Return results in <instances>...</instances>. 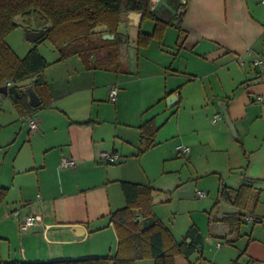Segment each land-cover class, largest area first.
I'll return each instance as SVG.
<instances>
[{"label": "crops", "instance_id": "obj_1", "mask_svg": "<svg viewBox=\"0 0 264 264\" xmlns=\"http://www.w3.org/2000/svg\"><path fill=\"white\" fill-rule=\"evenodd\" d=\"M153 9L179 28L169 26L161 41L138 48L139 31L151 34L154 22L142 21L138 12L123 14L118 31L127 42L120 70H88L77 56L49 63L52 102L34 113L38 130L27 126L30 137L17 152L11 181L0 183L7 189L0 238L8 243L0 264L113 257L118 234L109 216L126 205L121 182L154 189L151 217L176 242L192 226L198 229L201 244L175 264H264V3L159 0ZM112 86L118 95L114 106H106ZM171 95L176 98L168 103ZM0 117L2 128L21 117L12 98L0 97ZM150 119L158 128L155 144L138 155L139 126ZM104 151L115 154L116 163L104 164ZM63 160L75 165L62 167ZM244 184L260 192L248 213L258 221L243 224L233 244L217 247L221 241L210 233L208 213L221 185ZM14 210L40 221L22 232ZM180 212L188 221L179 226ZM226 212L230 208L216 215Z\"/></svg>", "mask_w": 264, "mask_h": 264}, {"label": "trees", "instance_id": "obj_2", "mask_svg": "<svg viewBox=\"0 0 264 264\" xmlns=\"http://www.w3.org/2000/svg\"><path fill=\"white\" fill-rule=\"evenodd\" d=\"M183 1L187 3V0ZM130 12L141 13L142 21L154 22L151 34L139 31L138 48L148 47L154 40L161 41L169 26L178 25L160 18L151 7V0H0V86L10 83V86L20 88V83L29 81L34 85L41 105L33 108L23 94L18 97L0 94V97L12 98L21 117L33 116L52 102L45 75L49 67L46 59L36 48L19 57L6 41L7 36L18 27L16 18L20 17L28 26L34 25L32 30L47 29L46 35L36 43L50 39L60 52L58 61L77 56L88 70L117 71L121 68V47L127 42L118 28L122 15ZM98 25H106L108 34L114 38L104 39L103 33L92 34L91 31ZM139 130L138 155H142L154 146L158 128L155 120L150 119L140 125ZM121 186L126 205L109 216L118 234V247L113 257L7 264H136L144 259H152L154 264H175L177 256L189 257L196 251L202 238L195 226L179 243L158 220L151 228L142 230L141 220L153 216L152 187L130 182H121ZM6 193L7 189L0 188V203ZM259 195V190L251 185L244 184L238 189L221 185L218 199L208 213L211 235L224 244H233L240 237L241 227L249 221V217L251 221H258L254 216L248 217V213L251 209L253 213ZM219 206L230 208V212L217 217L216 214L222 211ZM188 239L190 242L187 243Z\"/></svg>", "mask_w": 264, "mask_h": 264}, {"label": "rangeland", "instance_id": "obj_3", "mask_svg": "<svg viewBox=\"0 0 264 264\" xmlns=\"http://www.w3.org/2000/svg\"><path fill=\"white\" fill-rule=\"evenodd\" d=\"M16 22L18 23V27L7 36L6 41L19 57H24L31 49L36 48L48 63L53 64V62L56 61V59H59L60 52L57 51V49L53 45L52 41H50V39L47 38L39 44L29 43L25 41L24 39L25 30L35 29L34 25L28 26L23 22V20L20 17L16 18ZM75 60H78L77 57ZM55 72H56L55 69H52L51 73H55ZM104 104L106 106L108 105L114 106L115 103L106 99L104 101ZM15 119H16V123L15 122L11 123L10 126H5L3 128L0 127V183H9L11 181V177L15 170V164H16L15 159L17 156V152L21 144L27 141L30 137V135H28L26 131L28 125L21 120V117L19 119L18 117H16ZM3 121H4L3 118L0 117V123H3ZM21 129H22V133L20 134ZM211 196H213V194H211ZM163 208L164 207H160L159 209L161 211H164ZM176 220L179 226L181 224L187 223L188 221L187 214L180 212L177 215ZM204 227L208 229L206 227V224L204 225ZM205 228H203L204 231L203 233H205L206 231ZM7 248H8V243L0 238V249H1L0 251H2L4 254ZM17 249H19V245L15 244V246H13L11 251L15 252V250Z\"/></svg>", "mask_w": 264, "mask_h": 264}, {"label": "water", "instance_id": "obj_4", "mask_svg": "<svg viewBox=\"0 0 264 264\" xmlns=\"http://www.w3.org/2000/svg\"><path fill=\"white\" fill-rule=\"evenodd\" d=\"M46 33H47V29H44V28H41L39 30L26 29L24 39H25V41H27L29 43H36L41 38H43L46 35ZM91 33L92 34L103 33L104 39H113L114 38L113 35L108 34V27L106 25H98L96 28H94L91 31ZM0 94L5 95V96L13 95L16 97L23 94L27 98L29 104L33 108H36V107L41 105L40 97L38 96L33 84H29L28 86L20 87V88H18L15 85L0 86ZM174 98H176V96L171 95L168 98L167 102L169 103L170 101L174 100ZM221 107H222V113L225 116V119L227 120V122H230L225 107L224 106H221ZM230 128H231L234 136H236V132L234 131V128L232 125H230ZM141 224H142V226H141L142 230L149 229L155 225V219H154V217L144 218V219H142Z\"/></svg>", "mask_w": 264, "mask_h": 264}, {"label": "built area", "instance_id": "obj_5", "mask_svg": "<svg viewBox=\"0 0 264 264\" xmlns=\"http://www.w3.org/2000/svg\"><path fill=\"white\" fill-rule=\"evenodd\" d=\"M159 0H151V7L152 9L158 4ZM262 2L264 3V0H262ZM183 3L185 4L186 1H183ZM256 64H262V61H256ZM7 86H10V83L7 84ZM118 95V88L116 86H112L110 88L109 91V98L111 101H115L116 97ZM258 100H262L261 97L257 98ZM21 120L23 122H25L30 131L31 132H35L38 130V119L33 115V116H29V117H21ZM188 148H184V152H187ZM118 157L115 154H112L110 152H101L100 154V160L104 163V164H114L116 163ZM62 167H70V166H74L75 165V161L74 160H63L60 164ZM198 195L200 196V198H205L206 197V193L204 191H199ZM11 215L14 217V219H16L19 223V228L22 232L28 231L29 228H31L32 226L36 225L39 221L40 218L38 216H33V215H26L23 216V218H20V211L19 210H14ZM248 220H251V218L249 217ZM222 246V242H218L217 243V247H221Z\"/></svg>", "mask_w": 264, "mask_h": 264}]
</instances>
